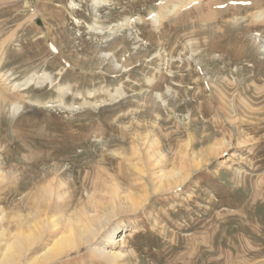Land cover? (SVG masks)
I'll use <instances>...</instances> for the list:
<instances>
[{"label":"rangeland","instance_id":"obj_1","mask_svg":"<svg viewBox=\"0 0 264 264\" xmlns=\"http://www.w3.org/2000/svg\"><path fill=\"white\" fill-rule=\"evenodd\" d=\"M194 1L156 25L162 0H0L3 225L136 203L48 264H264V0Z\"/></svg>","mask_w":264,"mask_h":264},{"label":"bare ground","instance_id":"obj_2","mask_svg":"<svg viewBox=\"0 0 264 264\" xmlns=\"http://www.w3.org/2000/svg\"><path fill=\"white\" fill-rule=\"evenodd\" d=\"M162 1V4L160 3L161 7L164 10H167L165 13H163L164 15H157L153 13L149 16V19L151 18L153 24L156 25L159 24L163 18L175 15L181 9L185 8L186 6L188 7L189 4L195 2L194 0ZM103 2L104 1H100V3ZM253 17L261 18L264 21V11L261 10L255 13ZM125 24H122L117 29L123 28ZM42 76H46L45 73L44 75L42 74ZM7 77H9L8 73L0 72V81L4 84L9 80H7ZM33 78H29L31 82ZM23 85L25 84L16 83L13 87L12 85H9V90L14 91L16 88L22 87ZM6 96V94L0 92V99H5L7 98ZM156 96L159 99L161 98V96L157 93ZM20 106L21 105L16 103L13 104L15 111L19 110ZM168 171L169 172H166L167 174H164V177H162L163 180H161L159 184L153 183L154 189L160 191L165 188L167 189L169 186H176V181L174 183L172 181H174L178 172L174 173L173 169ZM44 193L47 194V196H51L52 191L50 188H46ZM131 195L132 194L127 195L126 197L124 196L125 198L123 197L124 199H122L117 194H114L115 199H111L109 205H103L104 207L101 208L102 210L100 213H96L95 210L91 215L82 212L80 216H76V221H72L71 219L70 222H68L70 228L68 227L69 231L67 233L61 227L60 222L55 221L53 218H51V216H46V213L39 210L41 205H39V207L35 206L34 209H30L26 215L21 213L16 216L14 215L12 217L13 220L11 222L10 220L8 221V225L4 223L5 226L3 225V215H0V264H15L16 261L21 260V258L23 259L24 256L29 257V260L26 262L27 264H48L51 261L53 262L55 258L65 254L66 252H69L73 248H77L78 246L81 247L90 242L96 241V238H99L97 236H100V233L109 227L112 220L118 213H131L134 211L133 208L135 207L136 203H134V197ZM121 224L122 222H119V225L116 226V228H113L110 232L105 233V236L103 237V240L104 238L107 240V242L105 241L104 244L110 247L109 251L106 250L109 247H104L103 243L101 246H97L95 249H93V254L96 257L102 259V261L116 263V261H118L123 256L122 252L115 251L114 248H112V245H115L116 243L123 245L124 235L121 234L115 236L117 230H120L122 226ZM68 228H66V230ZM115 239L118 240L115 241ZM16 258L17 260H15Z\"/></svg>","mask_w":264,"mask_h":264}]
</instances>
